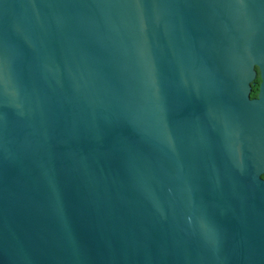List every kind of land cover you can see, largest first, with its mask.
<instances>
[{
    "label": "water",
    "instance_id": "95a60500",
    "mask_svg": "<svg viewBox=\"0 0 264 264\" xmlns=\"http://www.w3.org/2000/svg\"><path fill=\"white\" fill-rule=\"evenodd\" d=\"M0 264H264V0H0Z\"/></svg>",
    "mask_w": 264,
    "mask_h": 264
},
{
    "label": "trees",
    "instance_id": "16d2710c",
    "mask_svg": "<svg viewBox=\"0 0 264 264\" xmlns=\"http://www.w3.org/2000/svg\"><path fill=\"white\" fill-rule=\"evenodd\" d=\"M259 83H260V79L259 77H257V79L254 81V84H252L251 95L257 94Z\"/></svg>",
    "mask_w": 264,
    "mask_h": 264
},
{
    "label": "flooded vegetation",
    "instance_id": "af4514ba",
    "mask_svg": "<svg viewBox=\"0 0 264 264\" xmlns=\"http://www.w3.org/2000/svg\"><path fill=\"white\" fill-rule=\"evenodd\" d=\"M257 97V94L255 95H250V99H255Z\"/></svg>",
    "mask_w": 264,
    "mask_h": 264
}]
</instances>
